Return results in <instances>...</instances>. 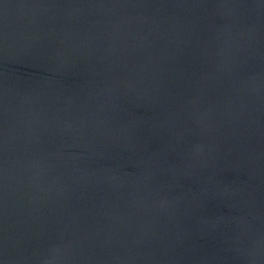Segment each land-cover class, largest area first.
<instances>
[{"label": "water", "instance_id": "95a60500", "mask_svg": "<svg viewBox=\"0 0 264 264\" xmlns=\"http://www.w3.org/2000/svg\"><path fill=\"white\" fill-rule=\"evenodd\" d=\"M0 264H264V0H0Z\"/></svg>", "mask_w": 264, "mask_h": 264}]
</instances>
